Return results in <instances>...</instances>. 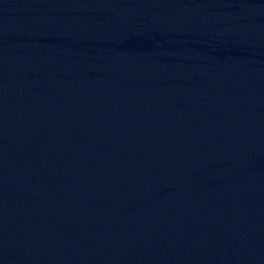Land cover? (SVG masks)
Instances as JSON below:
<instances>
[{"label":"water","instance_id":"95a60500","mask_svg":"<svg viewBox=\"0 0 264 264\" xmlns=\"http://www.w3.org/2000/svg\"><path fill=\"white\" fill-rule=\"evenodd\" d=\"M0 264H264V0H0Z\"/></svg>","mask_w":264,"mask_h":264}]
</instances>
